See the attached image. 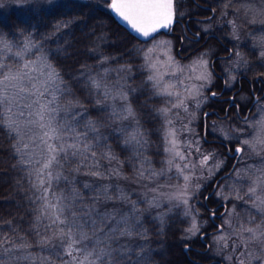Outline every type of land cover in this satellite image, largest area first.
Returning <instances> with one entry per match:
<instances>
[{"label":"snow or ice","instance_id":"obj_1","mask_svg":"<svg viewBox=\"0 0 264 264\" xmlns=\"http://www.w3.org/2000/svg\"><path fill=\"white\" fill-rule=\"evenodd\" d=\"M47 2L51 4L52 0ZM261 3L264 5V0ZM108 7L144 41L155 39L154 34L170 29L177 22L176 0H111ZM225 7H231V3ZM242 11L246 16L249 9L242 6L233 14L240 19ZM222 14L228 15L227 12ZM70 23L56 22L53 26L55 32L67 28ZM227 23L232 26L233 38L239 40L240 25L236 20ZM260 23L264 24V20ZM49 38L47 35L36 38L29 29L19 34L0 33V132L13 141V158L17 160L13 168H18L24 174L21 179L29 184L31 195L28 199L33 217L23 236L11 227L12 222L9 221L11 235H0V264H38V258L29 251L33 248L28 239L31 235L39 237L36 243L41 247L53 237L59 241L50 251L54 259L44 258L39 264H55L56 260L59 264H144L146 254L143 251L136 254L132 248L121 244L122 239L130 238L134 233L140 235L137 231L141 226L138 204L147 203L149 207L160 208L167 202L165 206L173 208L186 206L185 217L192 212L190 201L195 198L192 181L197 168V164L189 160L193 155V142L183 141L188 152L181 150L182 140L170 117L179 109L187 112L188 101L196 100L198 96L201 101L196 107L202 110L204 98L201 93L213 75L207 70L206 54L202 53L193 61L204 69L195 77L204 83L190 88L184 86L183 80L177 83L175 79L177 70L182 71L181 66L176 65L174 70L162 73L149 55L151 49L145 53L140 65V75L144 77L140 89L130 84L133 79L130 63L117 69L118 77L114 80L100 72L92 75L81 71L72 77L77 84L86 77L85 87L89 94L97 96V110L106 113L108 127L111 128L109 135H103L98 131L102 126L98 121L87 119L85 112L75 111L72 100L65 103L67 97L74 95L72 85L65 82L66 74L54 62L52 54L44 49L43 41ZM235 56L233 68L248 64L239 51ZM260 57L264 58V51L260 52ZM110 59L102 57L99 60L101 67ZM104 72L108 73V69ZM166 76L170 82H166ZM178 86H184L187 95L175 91ZM145 90L150 99H156L162 105L151 110L156 118L163 121L161 141L156 148V154L161 155L159 169L145 154L151 145L145 139L147 133L133 107L135 94ZM212 96L216 93L213 92ZM256 99L258 103L264 101V97ZM259 112H264V107ZM259 112L245 116L244 126L237 127L235 135L225 134L228 145L236 144L234 151L228 148V153L243 162L244 168L234 165L232 175L226 177L239 185L235 195L224 196L222 192H217V195L225 201L235 199L254 209L243 218L236 213V204L231 207L223 205V223L218 226L220 234L213 236V243L221 253L229 250L224 259L232 264H253V261L264 264V258L259 254L264 252V116H259ZM176 116L178 119L179 112ZM184 128L187 129V125ZM112 140L120 144L122 151L131 150L137 182L147 181L142 183L146 190L143 200H131L124 190L114 185L79 181L81 174L97 179L123 176L125 162L115 155L110 143ZM245 152L250 153L247 159H256L247 163ZM195 153L199 157V168L206 169L208 177L215 179L226 161L221 159L217 162L218 154L215 152L205 154L198 139L195 141ZM114 163L118 167L114 168ZM201 187L202 184H197L196 192ZM217 187L225 188L227 184ZM110 188L113 195H109ZM85 190L92 195H86ZM110 201L127 207L108 208L106 205ZM101 203L105 207L102 208ZM233 218L240 222L233 224ZM225 225L231 229L227 235L223 232ZM0 231H3L2 226ZM187 231L193 236L199 233L195 216ZM48 232L53 237L45 236Z\"/></svg>","mask_w":264,"mask_h":264},{"label":"rangeland","instance_id":"obj_2","mask_svg":"<svg viewBox=\"0 0 264 264\" xmlns=\"http://www.w3.org/2000/svg\"><path fill=\"white\" fill-rule=\"evenodd\" d=\"M57 0H52V3ZM97 3H99L102 6H105V2H108V5L110 4L111 0H96ZM187 0H176L179 6L185 5ZM216 3H208L209 5H213L212 8L216 10L217 8V16L214 19L213 22L207 21V22H201L200 19H208L209 18V12H205L203 17H195L192 23L189 22L192 33H199L200 36H206L208 34H215L216 36L221 33L223 38L228 43V47L231 48L234 52V59L232 60V66L230 70L222 72V78L226 81V89L227 90H235L237 83L236 79L241 75H247L248 72H250V67H255L257 71H261L262 78L264 81V58L260 57V52L264 51V24H261L260 21L264 20V5H262L261 0H211ZM0 3H2V6H0V9L8 10L13 7L18 6H31L35 8H40L43 5L47 7L48 5H51L47 2V0H0ZM231 3V7H225V5ZM107 5V9H109ZM204 6V5H203ZM247 8L249 9L247 15H244V12H241V18L237 19L236 15H234V11L237 8ZM106 7V6H105ZM184 8V7H183ZM177 9V7H176ZM227 12L228 15H223L222 13ZM184 13L177 14V20H185ZM229 20H236L237 24L240 25L239 28V40H236L233 38V31L232 26L227 23ZM189 21V20H188ZM255 21V22H252ZM220 35V34H219ZM218 37V36H217ZM23 39V37H20ZM135 39V38H134ZM136 40V39H135ZM137 41V40H136ZM138 42V41H137ZM167 42V43H165ZM140 45L137 46L136 52L138 53V57L140 59L139 61V67L138 71H140V65L143 63V56L145 53H148V50L151 49L152 52L149 54L151 59L154 63H157L160 66V71L163 72H170L175 69L176 65L181 66V70H177V77L175 78L177 83L180 80L184 81V86L191 87L192 85H200L204 83L203 81L196 80L195 77L200 75L202 72H204V69L201 68L197 64H193V61L196 60L202 53L206 54L205 59L208 61V71L210 70V62L214 56L213 54V46L212 44L208 43L206 46L200 47L199 50L194 51L191 55L189 52L192 51L196 44L192 43L190 40L185 39L182 41H179L178 39H172L167 36L163 35H156L155 39H151L148 42L140 43ZM198 48V47H197ZM143 49L144 51L141 52L140 50ZM239 51L245 60L248 61V64L246 66H241L239 69L233 68V64L236 61L235 52ZM171 57V59H170ZM255 65V66H254ZM95 69L90 68V73L92 72V75H95L96 72H100L103 75L107 76L110 80H114L118 77L117 69H120V67H113L110 65V61L105 63L103 67H101L100 63H98L95 67ZM104 69H108V73L104 72ZM212 73V72H211ZM258 73V72H256ZM254 73V74H256ZM133 74V73H132ZM131 74V75H132ZM143 77V76H141ZM235 77V79H233ZM144 79V77H143ZM166 82H170L169 78L165 77ZM214 83L215 79L212 75L210 83L205 85V89L202 91L201 96L204 98L202 102V110L200 108L196 107V104L198 101H201V97L198 96L196 100H190L188 101L189 110L187 112H184L182 109L176 110L172 113L171 119H173L174 125L177 129L178 135L180 136L182 140L181 150L188 152V149L184 147L183 141H191L193 142V147L191 151L193 152V155L189 157V160L193 163L197 164V168L195 170V176L193 177L192 181V191L195 193V198L190 201V205L192 208V212L189 216L185 217L184 212L186 206H182L180 208H173L171 205L165 206V204H162L160 208H153L149 207L147 203H139L138 207L140 209L139 213V221L141 223V226L137 229L138 233L140 235H137L136 233L133 234L132 237L127 239H122L121 244L127 245L128 247L132 248L136 254H140L142 251L145 252V239L143 238V233L150 225H154V227H157L158 230L163 229L165 225L167 224L168 220L170 218H173V225L182 223V239L188 243H191L190 241L198 239L203 242L204 247L207 249L210 247L213 252V258L217 259L218 261L222 262L223 264H232V262L224 259V256H227L229 254V250H224L223 253L218 250L217 246L213 243V236L219 235L220 230L218 229V226H220L223 223L224 217H222V213H224L225 209L223 205L227 204L228 207H231L232 204H236V213H239L241 217L246 218L249 211H254V209L250 208L249 205H245L240 201H237L235 199H232L230 201H225L221 196L217 195V192H222L224 196L232 195L234 196L236 193V189L239 188L238 184H234L233 180L226 179V177L232 175V169L233 166L240 167L241 169L244 168V163L237 161L232 155L229 159L225 154L228 152V148L231 147L234 151V148L236 146L235 142H233L231 145L227 144V141L225 139V134L229 133L232 135H235V129L237 127H243V120L245 116H252L259 112L261 107H264V101L257 102V97H264V88L258 89L255 92H252V97L249 100V105H251V109L248 112L247 109L245 110L244 114L241 112L239 113L238 117H232L228 120H217L210 118H207L205 116V112H207V105L210 102V93L214 91ZM242 83V81H241ZM184 86H178L175 91H180L182 94L187 95V92L184 91ZM264 86V85H262ZM194 94V91H193ZM146 95L148 97L146 98V102H148L149 108H159L161 107V103L156 99H150L149 93L146 92ZM97 97V96H96ZM243 99V97H241ZM149 100H152L153 103H151ZM67 102V98L65 100V103ZM74 110L84 112V110L79 107L77 104L73 102ZM99 118L93 119L97 117H93L92 119L87 116V119H91L94 121H98L101 127H99L98 131L102 133L103 135H109L111 133V128L108 127V122L106 120V113L98 111ZM179 112V118L177 119L176 113ZM153 113V112H152ZM152 115V114H151ZM95 116V115H94ZM259 116H264V112H259ZM259 116H257V120H259ZM156 120H159L161 131H162V119H158L153 116ZM233 119V121H232ZM187 125V129L184 128V126ZM146 139V137H145ZM200 141V147L201 150L207 154L209 151L215 152L218 154L217 162L221 159H224L226 163L224 164L222 170L219 171V174L215 177V179H210L207 175V170H201L199 168V157L198 154L195 153V141ZM114 141V140H113ZM111 142V141H110ZM217 145H224L226 148H224L223 152L217 151V149L214 147ZM149 150V149H148ZM147 150V151H148ZM99 151H103V149H100ZM129 156L125 158V163L122 169L123 176L117 177V176H109L107 179H97L95 177H92L91 175H79L78 179L81 183L83 182H94L96 185H114L118 189L124 190L133 201L137 200H143L145 197V188L142 187V183H147V181H143L142 183L137 182V173L135 172L133 168V159L131 150L126 151ZM147 155V152L145 153ZM149 154V152H148ZM231 154V153H230ZM245 158L247 163H252L255 157H251V159H247L250 156V153L245 152ZM155 157V156H154ZM148 158L151 160H155L154 167L159 169L161 166L159 161L161 160V155L156 156L154 159L152 155H148ZM120 159V158H118ZM102 163L106 164L107 161H102ZM138 166V165H137ZM73 168L76 167V165L72 166ZM113 167H118L117 164H113ZM204 172V175L201 176V172ZM67 174V173H66ZM163 182V181H162ZM217 182V183H216ZM175 183V181H173ZM202 184L203 187L200 188L199 192H196V185ZM227 184V187L225 188H218L217 185H224ZM246 190V189H245ZM86 195L91 196L92 193L87 192L85 190ZM114 192L110 188L109 195H113ZM241 194H243L241 192ZM207 197V199H205ZM103 199V198H102ZM203 205L208 207L206 209L205 217L201 218L202 215V207ZM108 208L112 207H121L125 208L127 205H123L120 202H116L113 204V202H108L106 205ZM101 207H105L103 203H101ZM213 212H215V216H213ZM195 216L196 223L198 227L200 228V231L198 234L193 236L190 232L187 230L191 227L192 224V218ZM161 218H163V222L161 221ZM208 221L211 222L212 227L211 231H214V233H211L209 230H205L204 226L208 223ZM240 221H237L236 219H232V223H238ZM178 223V224H177ZM231 231V229L228 228L227 225L224 226L223 232L225 235L228 234V232ZM160 232V231H159ZM45 236L47 237H53V234L51 232L45 233ZM59 244V241L55 239L54 237L49 240V243L43 247H41L39 244H33V248L35 249H29L31 254L34 257L38 258V264L39 261H44V258H48V260L54 259L50 255L51 248L55 245ZM138 245L142 246L139 247ZM188 246L192 247L191 244H188ZM141 250L137 252V250ZM143 249V250H142ZM262 258H264V252L259 253ZM55 264H59V260L55 261ZM253 264L255 262L253 261Z\"/></svg>","mask_w":264,"mask_h":264},{"label":"trees","instance_id":"obj_3","mask_svg":"<svg viewBox=\"0 0 264 264\" xmlns=\"http://www.w3.org/2000/svg\"><path fill=\"white\" fill-rule=\"evenodd\" d=\"M108 2L104 3L105 7L97 3L96 0H57L47 7L45 5L40 8L18 6L8 10L0 9V33L19 34L22 30L29 29L36 38H42L45 35L50 37L43 41L44 49L52 54L54 62L66 74L65 82L72 85L71 90L74 95L67 97V100H72L75 104L76 101H79L77 105L91 119L93 117H97L93 119L99 118L96 106L97 97L90 95L89 90L85 87L86 77L81 78V82L78 84L74 83L72 77L81 71L85 74L90 73V68L95 69L94 67L102 57L111 58L109 61L113 67L132 64L133 79L130 84L138 89L143 87V77L138 71L140 59L136 52L137 46L140 44L114 19L107 9ZM211 2L216 3L211 0H187L183 5L184 8L178 7L179 3L176 2V11L177 14L184 13L183 19L185 18L192 23V19L203 17L206 12L200 6ZM212 6L210 5V8ZM211 15L210 13L209 18ZM216 16L217 8L211 20L199 21L213 22ZM58 21L61 24L68 21L72 23L67 28H61L59 32H55L53 26ZM219 34L217 36L220 42L228 46L221 33ZM249 69L250 72L246 75L249 83L241 84V89L244 90L243 99L240 98L239 100V108L242 114L248 107L252 92L264 88L261 71H257L253 66ZM91 74L93 73L91 72ZM146 92V90L138 91L135 94L133 107L141 118L143 130L147 133L146 139L151 145L147 151V156L152 155L155 159L158 156L156 154L157 144L161 141V126L159 120L152 117L153 113L148 102H146L148 97ZM149 101L153 103L152 100ZM212 108L213 103L210 101L207 110ZM236 111L237 109L233 108L232 112L236 114ZM12 143L13 141L5 133L0 132V226L3 228L0 235H11L9 231V221H11V227L23 236L33 219L30 212L32 205L28 199L31 192L28 191V182L21 179L24 174L18 168H13L17 160L13 158ZM110 143L115 155L120 158L119 160L125 161L129 154L121 150L117 141L112 140ZM214 147L219 152H223L226 148L224 145L217 144ZM205 208L208 207L203 205L201 218L205 217L207 212ZM172 219L170 218L161 230H158L154 225H149L143 233V236H146L144 264H223L213 258L212 249L204 247L200 240L195 239L190 241L191 243L184 241L181 238L183 224L173 225ZM211 227L210 221L204 226L206 231H211ZM28 239L33 244H38L36 241L39 240V237L31 235ZM188 244L192 245L191 249L184 251V247ZM139 251L141 250L138 249L137 252Z\"/></svg>","mask_w":264,"mask_h":264},{"label":"flooded vegetation","instance_id":"obj_4","mask_svg":"<svg viewBox=\"0 0 264 264\" xmlns=\"http://www.w3.org/2000/svg\"><path fill=\"white\" fill-rule=\"evenodd\" d=\"M201 9L206 10V12L211 13V18L213 17L214 11L210 8V5L206 3L204 6H200ZM209 19H200V20H211ZM188 20H177V22L165 33L160 32L158 35H165L172 39H178L179 41L188 39L192 43L196 44V47L190 51L188 55H191L194 51L199 50L200 47L206 46L208 43L212 44L213 42V58L210 62V70L213 73L215 83H214V91L210 93V95L215 92L216 96H210V101L213 103V108L207 110L208 115L207 118L217 119V120H228L232 117L239 115L240 108H237V105H240V98L244 94V90L241 89V84L246 82L249 83L246 75H241L236 79L237 86L235 90H227L226 89V81L222 78V72L230 70L232 60L234 59V52L228 46H225L220 42L218 37L215 34H208L206 36H200L196 33H192L191 27ZM218 46L219 48H217ZM198 47V48H197ZM231 57V59H229ZM242 81V83H241ZM248 85V84H247ZM249 86V85H248ZM239 103V104H238ZM249 105V103H248ZM222 108V110H221ZM237 109L236 114L232 112V110ZM247 111L249 112L251 109V105L248 106ZM238 117V116H237ZM228 153V152H227ZM227 157L230 159L231 154L228 153ZM211 233H214L211 231ZM202 242V241H201ZM203 243V242H202Z\"/></svg>","mask_w":264,"mask_h":264},{"label":"water","instance_id":"obj_5","mask_svg":"<svg viewBox=\"0 0 264 264\" xmlns=\"http://www.w3.org/2000/svg\"><path fill=\"white\" fill-rule=\"evenodd\" d=\"M111 3V2H110ZM110 13H111V15L114 17V19L123 27V28H125V30L126 31H128L138 42H140V43H144V42H148V41H150L151 39H148L147 41H144V39L143 38H140V37H138V35L135 33V32H132L120 19H118L116 16H115V14L110 10ZM169 30V29H168ZM168 30H161V32H167ZM155 36L157 35V34H154ZM211 97H212V95H211ZM188 249V247H185L184 248V251H186Z\"/></svg>","mask_w":264,"mask_h":264}]
</instances>
